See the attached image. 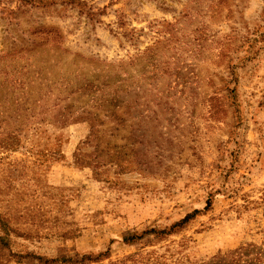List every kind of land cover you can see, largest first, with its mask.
Segmentation results:
<instances>
[{
    "label": "rangeland",
    "instance_id": "1",
    "mask_svg": "<svg viewBox=\"0 0 264 264\" xmlns=\"http://www.w3.org/2000/svg\"><path fill=\"white\" fill-rule=\"evenodd\" d=\"M0 248L264 264V0H0Z\"/></svg>",
    "mask_w": 264,
    "mask_h": 264
},
{
    "label": "trees",
    "instance_id": "2",
    "mask_svg": "<svg viewBox=\"0 0 264 264\" xmlns=\"http://www.w3.org/2000/svg\"><path fill=\"white\" fill-rule=\"evenodd\" d=\"M0 253L2 255H0V259H6V261L4 262V264H6L10 258L9 255L7 254V258H5L4 256L6 255V253L3 252V250L0 248ZM41 259V258H40ZM66 260L63 261H67L69 264H80V263H84L87 260H90V256H83L82 258H79L77 255L75 257H69L68 259L65 258ZM55 259L53 260H48L46 262H42V259L40 260V263H52ZM19 263L21 264H25L24 261L22 260V258H19L18 260ZM1 263V261H0Z\"/></svg>",
    "mask_w": 264,
    "mask_h": 264
}]
</instances>
